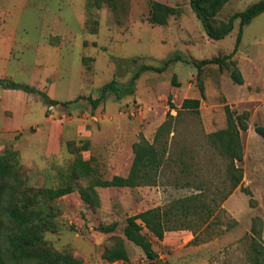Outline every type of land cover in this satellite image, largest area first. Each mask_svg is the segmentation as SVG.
<instances>
[{"label": "rangeland", "instance_id": "374dc122", "mask_svg": "<svg viewBox=\"0 0 264 264\" xmlns=\"http://www.w3.org/2000/svg\"><path fill=\"white\" fill-rule=\"evenodd\" d=\"M157 1L177 11L168 18V26L153 25L148 21V0H111L108 3L106 0H8L5 20L14 29L24 25V34L28 36L36 32L31 28L32 22H54L58 26L71 27L65 28L76 33L74 37L70 35L71 50L61 53L63 63L67 60L71 66L65 78L73 85L76 65L82 55L89 72H86L81 92L95 93L96 97L100 86L112 78L120 83L127 82L140 63L159 66L174 54L189 61H199L231 52L238 20L234 21L233 31L223 39L212 40L191 10L189 0ZM256 1L229 0L216 14L215 25ZM20 4L22 10L18 9ZM251 22L244 28L239 51L241 57H249L248 61H241L248 80H244L233 98H227L223 92L224 83L232 82L229 71L217 64H204L197 69L191 62L178 60L162 72L147 70L140 74L133 93L120 98V107L139 106L137 114L148 112L151 113L149 118L156 120L165 119L169 103L174 106L171 114L176 115L184 98L200 99L199 113L182 111L174 121L171 136L170 152L178 155L183 149L180 156L188 164L187 169L183 171V164L177 160L165 166L154 185L97 187L100 203L96 207L84 204L76 190L57 198L54 203L59 211L57 230L45 233L46 241L53 248L70 250L83 259V264H108L101 257L102 251L115 237L123 236L127 216L198 193L199 183L213 207L211 224L208 227L197 225L194 232L190 229L168 230L161 240L151 236L158 258L149 264H243L247 247L243 239L254 222L261 230L264 244V146L263 138L254 131L256 125L264 126V13ZM132 58L137 60L136 63L121 62ZM231 59L240 70L235 54ZM226 88L234 93L231 84ZM114 96L109 94L116 100ZM225 104L238 114L247 111L249 117L247 130L240 131L243 158L236 162L242 168V180L223 198L230 185L225 172L228 160L210 146L206 134L226 126ZM73 158L70 153L66 161L44 171L29 170L23 165L26 184L34 187L61 184L56 169L67 168ZM17 160L20 164L21 160ZM94 164L104 178L113 174L108 158L98 157ZM46 174L56 177L54 180L49 177L48 182L42 184ZM82 184H85L84 180L76 182V186ZM111 223L116 224L112 232L101 231ZM195 234L197 243L192 242ZM125 242L130 264H148L138 246L128 240ZM121 263L116 261L114 264Z\"/></svg>", "mask_w": 264, "mask_h": 264}, {"label": "trees", "instance_id": "16d2710c", "mask_svg": "<svg viewBox=\"0 0 264 264\" xmlns=\"http://www.w3.org/2000/svg\"><path fill=\"white\" fill-rule=\"evenodd\" d=\"M228 1L189 0V6L205 34L212 40L223 39L234 29V21L238 20V30L230 53L199 61H189L183 59L180 54H174L159 66L140 63L127 82L120 83L117 79L112 78L99 88L96 98L86 97L91 107L95 108L109 94L115 95L116 99L132 94L136 79L142 72L147 70L162 72L170 63L178 60L191 62L197 69L204 64H217L220 68L224 66L229 71L231 80L234 83L242 84L241 71L237 67L236 61L231 58L237 51L244 26L264 13V0H257L243 10L233 12L227 20L215 25L216 14ZM106 2H111V0H106ZM88 4L89 2H87ZM148 4V21L153 25H164L171 15L177 13L174 7L157 0H148ZM129 61L136 63L137 60L132 58L121 62L128 63ZM0 85L37 93L51 105L57 103L50 99L45 92L24 83L0 79ZM200 94L203 96L202 88H200ZM199 107V98L186 97L182 100L176 115H172L170 110L174 106L169 103L165 119L156 128L152 139L148 140L139 134L138 139L133 142V157L129 171L125 176L113 175L111 178H104L91 164L90 159L83 158L81 152L88 148L87 141H68L67 149L74 155V158L60 175L61 184L34 187L26 184L25 169L17 151L10 147L4 148L0 153V264H83V259L75 256L70 250H56L45 239L46 232L57 230L56 216L59 211L55 209V200L76 190L84 204L96 207L100 203L97 187L134 188L154 185L163 174L165 166H168L169 163L171 165L177 160L181 161L183 171H185L188 164L180 156L183 149L178 155L173 151L170 152L174 121L182 111L198 114ZM223 109L226 126L207 133L206 139L212 148L218 150L220 155L228 160L225 172L230 185L228 192L223 195L225 198L242 180V168L236 162H240L243 158L240 131L247 130L249 113L243 111L238 114L231 110L228 104H225ZM254 131L263 138L264 146V126L256 125ZM80 180H84L85 184L76 186V182L78 183ZM200 185L202 183H199L196 188L198 193L174 199L167 205L147 208L127 216L122 230L123 236L115 237L113 242L103 249L102 259L108 264H114L116 261H121V264H130L125 242L128 240L143 251L149 264L158 258V254L151 244V236L161 240L168 230L190 229L194 232L197 225L208 227L211 224L214 211L203 193L204 190L199 188ZM245 191L250 195L248 189ZM115 227L116 224L111 223L101 231L112 232ZM243 240L247 245L243 264H264V244L261 230L256 228L255 222L250 228V233L246 234ZM197 241V234H195L192 242L197 243Z\"/></svg>", "mask_w": 264, "mask_h": 264}, {"label": "crops", "instance_id": "0c3cea01", "mask_svg": "<svg viewBox=\"0 0 264 264\" xmlns=\"http://www.w3.org/2000/svg\"><path fill=\"white\" fill-rule=\"evenodd\" d=\"M7 1L0 0V79L35 87L57 103L51 105L37 93L0 85V150L10 147L17 151L26 168L44 171L69 158L66 146L68 141L83 140L88 143V148L83 150V158L90 159L96 170V158L106 157L113 171L110 178L113 175L125 176L133 157V142L139 134L151 140L164 119L153 120L149 118L151 113L148 112L131 117L122 114L120 99L115 100L109 95L92 108L86 97L96 98V94L86 95L81 92L86 72H89L82 55L76 65L77 75L73 85L65 78L71 66L67 60L63 63L61 53L71 50L70 35L76 33L65 30L71 27L44 21L32 22L31 28L36 32L28 36L24 34V25H17L16 29L8 25L5 20ZM22 8L20 4L18 9ZM164 25L168 26L167 23ZM244 28L235 53L243 74V83L248 78L243 72L241 61H248L249 58L241 57L239 52L243 44ZM55 58L58 59L57 63ZM243 83L225 82L223 92L226 97L236 96ZM227 84H231L233 94L227 90ZM68 101L71 102L62 104ZM65 169H56L57 179H60ZM49 177L46 174L42 184H46ZM55 177L50 179L54 180Z\"/></svg>", "mask_w": 264, "mask_h": 264}, {"label": "built area", "instance_id": "2783aa9c", "mask_svg": "<svg viewBox=\"0 0 264 264\" xmlns=\"http://www.w3.org/2000/svg\"><path fill=\"white\" fill-rule=\"evenodd\" d=\"M138 111H139V106H137V107L136 106H132V107H129V108H126V107L122 108L121 113L125 114V115H128V116H134V115H136L138 113Z\"/></svg>", "mask_w": 264, "mask_h": 264}]
</instances>
